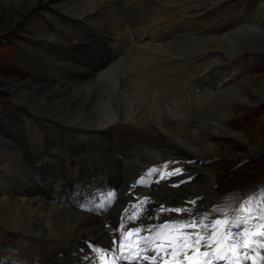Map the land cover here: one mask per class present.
Returning a JSON list of instances; mask_svg holds the SVG:
<instances>
[{"label":"bare ground","instance_id":"obj_1","mask_svg":"<svg viewBox=\"0 0 264 264\" xmlns=\"http://www.w3.org/2000/svg\"><path fill=\"white\" fill-rule=\"evenodd\" d=\"M225 1L227 0H30L29 8L23 13L29 11L30 15L33 8L44 3L40 9L44 12L47 10L48 14L50 6L60 9H54L58 13L51 12L50 17L54 19L55 28L60 24L62 26L54 32L48 26L44 28L39 18L36 22H31L35 29L29 25L34 31L32 36L38 37L37 41L39 38L43 40L40 45L33 40L29 51L21 59L24 66L25 63L29 64L31 71L41 72L38 75L32 71L40 83L29 80L16 84L11 89L8 81H0V93L12 90L14 98L29 103V122H34V114L41 112L56 119L52 124L54 126L51 125L55 139L44 145L34 139L29 143V135L40 128L32 123L29 130L23 129L19 115H8L0 109V226L14 231L22 240L20 246L24 250L33 243L32 247L43 254L38 264H89V258L92 262L93 252L87 241L94 239L100 247H105L117 236L114 222L119 219V215L121 218L124 204L116 205L104 216L79 210L73 205L71 190L79 180H85L91 186L101 183L116 185L123 188L124 192L128 184L150 164L168 158H196L193 164H180L188 171L184 177L195 175L190 183L173 188L169 186V182H162L144 193L152 197L154 204L147 208L143 201L145 207L141 212L140 223L149 225L155 220L162 222L170 219L173 215L167 209L179 205L193 207V211L200 207L217 211L215 204L223 201V194L218 187L213 186L217 169L203 164L199 157L214 159L221 156V153H196L186 146L202 141L212 142L210 137L223 130L249 143L245 133L226 124L240 106L231 101L233 95L246 102H254L247 94V89L239 84L243 79L222 91H213L215 93H211L209 87L217 83L222 64L232 61L227 58L236 54L235 51H224L220 42L227 37H234L235 41L244 46H251L253 38H264L262 28L248 25L232 32L228 29L231 25L218 30L209 29L205 33L199 31L197 28L206 26L211 19L209 17L217 15ZM166 4L178 7L173 12H165L163 10L167 8ZM148 9L150 11L147 12ZM247 15L257 25H261L259 19L264 20V0ZM256 15L259 19L255 18ZM151 16L148 29L154 34L145 36L146 24ZM228 16L233 17L226 13L225 18ZM85 18L92 22L88 24L93 26L91 34L96 37L82 35L83 39H89L80 44V52L83 54L81 57L68 45L64 31L67 30L66 24L84 22ZM201 20L205 22L200 23ZM212 34L224 35L215 37ZM202 35L207 36L197 39V36ZM132 37L135 39L132 40ZM180 38L184 39L183 42L175 41ZM189 45L197 46L195 54L212 48L222 52L220 56L223 59L212 62L214 65L207 69L205 76L202 75L204 78L201 81L197 76L199 68L197 65L193 66L196 62H193L195 54L182 52ZM84 48L90 50L85 52ZM172 48L177 50L173 54L182 58L193 56L186 69H179L184 60L166 53L171 52L169 50ZM174 68L178 70L175 72ZM194 82L198 88L205 90L202 93H206L200 94L196 100L195 95L191 94ZM187 83L189 85L185 88ZM251 84L252 82H247L250 88ZM171 87L178 91L174 96L169 92ZM263 89L264 85H261L258 91L260 100L264 99ZM224 97L226 103L223 102ZM23 102L17 103L26 106ZM192 106L204 115L200 119L202 129L195 130L197 127H192L182 133L181 139L177 136V129L183 120L192 118ZM174 120L178 124L172 127ZM126 122L150 125L159 137L155 138L152 146L145 142L130 143L112 139L113 133H119L114 126ZM10 126L13 127L10 137L2 136L1 133L7 132ZM102 133L108 134L101 139L99 135ZM75 139L86 143L99 141L96 144H99L100 155L96 154L94 158L93 151L90 155L88 151L75 155L70 151ZM166 144L172 145V148L165 147ZM254 148L264 152V148L259 145ZM139 152L144 153L141 164L139 159L134 160L139 157ZM227 152L226 155H229V147ZM102 155L104 157L100 161ZM205 166L211 170L205 171ZM5 176H9L11 180L4 178ZM204 195L211 197L209 201L204 199ZM193 198L196 199L194 204L198 203L197 206H190L188 200ZM47 249L53 250L45 252Z\"/></svg>","mask_w":264,"mask_h":264},{"label":"rangeland","instance_id":"obj_2","mask_svg":"<svg viewBox=\"0 0 264 264\" xmlns=\"http://www.w3.org/2000/svg\"><path fill=\"white\" fill-rule=\"evenodd\" d=\"M260 1L262 0H227L220 7L217 15L215 14L209 17L211 19L209 23H207L206 26L199 27L197 29L201 31L202 33H205L209 29L218 30L220 27H223L225 25H231V26H228V29H229V32L230 31L232 32L234 30L235 31L238 30L241 26L248 25L251 27H258L260 29L262 28L264 30V20H260L257 15L255 16V18L259 19V21L261 22V25H257L255 21H253L251 18L244 19L245 22L244 20H238L237 17L235 20L225 18L226 13H230L233 16H242L243 15L242 10L248 11L252 5H258ZM29 2L30 0H0V6H1L0 7V81H8L9 87L11 89H14L16 87L15 86L16 84L25 83L29 80L35 81L36 84L40 83V80L35 79V75L34 73H32V71L36 72V74L38 75L39 73L41 75V72L37 70L31 71V67H29V64L25 63V66H24V61L23 59H21L22 55H25V53L29 51V47L31 46V42L33 40H35L34 42L37 45H40L41 44L40 41L43 40V38H39L38 39L39 41H37L36 38L38 37L32 36L34 34L33 30L35 29H34V26L31 24V22L32 21L36 22L39 18V20L42 22L40 23L43 24L42 26L44 28L48 26V28L51 30H54V32H57L58 31L57 29L61 28L62 26V24H60L61 26L58 25L57 28H55L54 19L50 17L51 12H55L54 9L58 11H60V9L51 8L50 6L48 7L50 14H48L49 12L47 10H45L46 12H44L43 9H40L42 6H44V3H41V4L39 3L38 7L33 8V12L29 15V11L28 13L27 12L23 13L26 9L29 8ZM166 5H167L166 6L167 8H165V10L167 12H173V10L176 7H178L172 4H166ZM232 8H235V9L232 11ZM148 11L150 10L148 9L147 12ZM56 12L54 14L58 13ZM102 15H105V14H100V16ZM151 20H152L151 17H149L148 23L146 24L147 29L144 33L145 36L146 35L152 36L154 34L153 32H150L148 29ZM204 22H205L204 20H201V23H204ZM88 23H92V22H90L87 18H85L84 22L77 21L74 24L65 25L67 30L64 31V36L67 39V43L69 46L76 48L78 46L77 44L79 43L81 36L83 34H87V35L90 34L93 26L89 25ZM238 24L240 26H238ZM29 25H32L33 30L29 28ZM107 25L109 26L111 24H107ZM237 26L238 28H236ZM37 32H40V31H37ZM212 35L217 37V36L224 35V34H219V35L212 34ZM205 36L207 35H202L201 37L197 36L198 37L197 39L205 37ZM175 41L183 42V40H175ZM250 43H251V46H249V44L247 46H244V44L235 41L234 37H227L225 40L220 42L221 47L223 48L224 51H227V52L235 51L236 52V54L233 55L231 58H227V59H232V61L223 65L222 69L224 70V73H226L227 70L230 69L231 66H236L241 71L245 72L246 75L245 76L239 75L237 77H233V75L230 76V74L227 73V76H226L227 79L233 78V80H235L236 82L217 90V91H222L232 85H235L236 83H238L240 80L243 79L241 82H239V84H242V86H244L245 89H247V94H249V96H251V98L254 99V102L253 103L246 102L242 98L236 95H233L231 101L233 103L240 104V106L235 110L236 113H234L233 117L226 124H229L235 130L245 133V136L249 140V143L247 144L243 138L235 137L231 135L230 133H228V131L223 130L222 133H218L217 135L210 137L212 142L202 141L197 144H191L189 146H186L188 149H192L196 153H214V152L221 153V156H218L214 159H205L203 157H199L202 160L203 164L213 166L217 169L216 171L217 177L216 179L214 178L215 184L213 186L214 188L218 187L217 189L223 194L222 196H224L222 202L215 204V207L217 208L221 206L222 208L223 206H228L229 202H233L236 200L237 198L236 195H239V194L240 196L244 195L245 192L249 188H251V186H255L253 184H255L256 182H260V180L264 178V152L263 151L259 152L257 149L254 148L255 145H259L260 148H264V99L260 100L258 97L259 88L261 87V85H264V70H263L264 69V47H263L264 38L262 40L253 38ZM178 44H183V43H178ZM191 45H189V47L186 48L185 51H182V52L184 54L187 53L188 55L195 54L194 52L196 51L197 46L196 45L191 46ZM87 50H90V48H84L85 52H87ZM169 51L171 52L166 51V53L173 54L177 52L175 48H172ZM220 54H222V52L219 50L217 51V49H214V48L209 49V50L200 51L198 53L196 52L195 58L193 60V62L195 61L196 62L194 63V65L193 64L192 65L193 66L197 65V68H199V72L197 75L199 81H201L204 78L205 71H207V69H209L210 67L214 65L212 62L220 60V58H222ZM174 55L176 57L181 58L186 63L185 64L183 61L180 64L181 67L179 69L186 68V66L190 63V60H191L190 58L193 57V56H186L182 58L180 56H177V54H173V56ZM149 60L150 59L148 58V61ZM177 70L178 69H175L173 71L176 72ZM77 75H78V71H77ZM245 77L246 79L244 80ZM188 78L189 76L186 77L187 80ZM247 82L249 83L252 82L251 84L252 88L248 87ZM193 84L194 85L191 88L192 92L195 91V89L198 87L196 82H194ZM172 89L173 88L171 87L172 92L171 91L169 92L171 96H174L175 94L178 93V91L176 89H173V90ZM262 91H264V89ZM211 93H215V92H211ZM193 94L195 95V100H196L200 94H206V93L198 92V93H193ZM0 98H1L0 99V109L3 110V112L8 115H11L13 113L16 115H19L22 118L20 122H22L21 126L23 127V129L29 130V128H31L30 126H32V123H34L38 129L40 128L39 130H36L35 133L29 135V143L32 139H34V140L41 142L44 145L50 142L51 140L55 139V133L52 129V126L54 125L52 124L57 121L56 119L42 112L35 113L36 111H33V113H35L34 114L35 120L34 122L32 121L29 122V116H28L29 115V103L27 104L25 101L23 102V100L21 99L14 98L12 95V90L1 92ZM225 98L226 97L223 98L224 103H226ZM19 101L20 102L22 101L26 106L20 103H17ZM195 105L196 103L193 106ZM193 106L190 107V110H191L190 114H192L191 115L192 118L183 120L182 123L179 125V128L177 129V136H180L181 139L183 137L182 133L184 131L187 132V130L191 129L192 127L194 128L197 127L195 128V130L202 129V122L200 119H203L204 115L200 114V112H198L196 108H193ZM23 110L24 111L26 110V111L23 113L22 112ZM197 117H201V118H198L199 119L198 120ZM48 120L51 122H49ZM177 124L178 123L176 122V120H174V122L171 123V126L174 127ZM114 127L117 131L126 133L125 135L117 134V136L114 137L115 139L121 140V142H130V141H133L134 139H141L145 143H154L155 138L159 137V134L154 131V127H150V125L146 126V125L139 124V123L126 122L125 124H120ZM12 128L13 127L10 126L7 132L1 133V135L9 136L10 132L12 131ZM165 128H167V126ZM107 134L108 133H102L101 135H99V137L102 139ZM207 135H208V132H207ZM222 135L228 136L230 138H225ZM39 138L41 141L39 140ZM75 141H74V144L76 145L73 144L70 147L71 149L70 151L74 153L75 155L78 153L83 154L86 151H88L89 155L95 152L94 158L96 154L100 155L101 152L99 151V147H98L99 144H96V143H100L99 141L98 142L92 141L91 143H86L85 141H82V140H79L80 141L79 142L76 139ZM168 146H169V149L172 148V145H168ZM168 146L166 144L165 147H168ZM228 147H229V155H226L228 154L227 152ZM157 148L160 149L161 147H157ZM143 154H144L143 152H139V154L137 155L139 157H136L134 160L137 161L139 159L138 162H140L141 164ZM102 157L104 156L102 155L99 158L100 161L102 160ZM29 159L33 161V159L31 158ZM204 169L205 171L211 170L207 166H205ZM4 178L11 180L9 176H5ZM220 192L218 193L220 194ZM206 198H207V201H209L211 197L204 195L205 200ZM239 199H237V201ZM197 205L198 203H195V204H191L190 206H197ZM198 209L201 212L210 214V216L216 213L214 209H205L203 207L196 208L194 212L196 213ZM114 229L115 231L118 230L116 229V227ZM12 232L14 231H12L11 229L9 230L4 229L3 227L0 226V240L5 244V246L1 247L0 249L10 250V252H12L14 255H20L22 258L31 260L34 262V260L37 258L34 251H31V249L23 250L19 244L18 236L15 234V232L14 233ZM92 238H95V237H92ZM90 240L95 241L94 239H90ZM36 243L38 245L39 242H36ZM39 245L41 244L39 243ZM29 246L30 248L34 247L33 243H31ZM51 250L47 249L45 250V252L47 251L50 252Z\"/></svg>","mask_w":264,"mask_h":264},{"label":"snow or ice","instance_id":"obj_3","mask_svg":"<svg viewBox=\"0 0 264 264\" xmlns=\"http://www.w3.org/2000/svg\"><path fill=\"white\" fill-rule=\"evenodd\" d=\"M156 170L153 169L152 172ZM177 173L179 169L175 170ZM151 174V173H149ZM171 174V173H170ZM260 199L247 198L241 205L237 207L234 214L229 217V214L224 210L221 212V218L215 219L210 224H205L201 221L199 224L195 220L189 221L186 224L168 225L165 224L151 239H145V245L156 244L162 237V234L168 229H202L203 231H194L191 234H182L184 239L180 242V250L189 264H219L223 261L224 264H241V256L247 259L246 249L254 247H264V191L260 194ZM175 211H182L175 209ZM208 217H204L207 220ZM253 220L260 223L250 227ZM253 227L255 230H253ZM238 231H233V229ZM136 233L141 229L134 230ZM128 235H132L129 233ZM191 240V243L186 241ZM203 241V244L201 242ZM138 245H129V248ZM203 246L206 250L201 252L200 247ZM123 247V245H121ZM194 248L193 256H188L187 249ZM147 250V249H146ZM100 260H104L106 253L99 248H93ZM151 251L154 253L152 259L155 260V255H158L155 248ZM175 255V251L173 252ZM145 259H148L145 256ZM90 264H91V259ZM183 264V261L178 262Z\"/></svg>","mask_w":264,"mask_h":264}]
</instances>
